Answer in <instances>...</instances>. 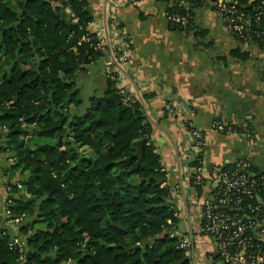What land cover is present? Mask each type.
Instances as JSON below:
<instances>
[{
  "label": "trees",
  "instance_id": "16d2710c",
  "mask_svg": "<svg viewBox=\"0 0 264 264\" xmlns=\"http://www.w3.org/2000/svg\"><path fill=\"white\" fill-rule=\"evenodd\" d=\"M179 1L169 14L190 15L199 4ZM91 20L85 0H0V152L12 160L2 174L22 178L7 184V209L27 219L24 260L0 228V264H190L171 236L179 219L170 187L158 182L161 157L150 140L135 148L151 133L139 102L125 103L108 76L103 97L79 113L76 74L102 56L86 30ZM87 34L93 40L78 44ZM255 179L264 214V180ZM204 184L189 181L198 196Z\"/></svg>",
  "mask_w": 264,
  "mask_h": 264
},
{
  "label": "crops",
  "instance_id": "0c3cea01",
  "mask_svg": "<svg viewBox=\"0 0 264 264\" xmlns=\"http://www.w3.org/2000/svg\"><path fill=\"white\" fill-rule=\"evenodd\" d=\"M85 1L86 11L92 17L86 30L101 40L102 56L88 60L76 74L79 95L84 91L79 113L89 106L90 97H103L108 76L116 79L125 103L139 102L138 96L141 97L145 121L147 116L153 123L148 122L149 140L166 172L163 186L168 185L177 193L174 209L179 212L178 231L183 229L188 236L182 186L190 213L196 263L218 264L220 261L214 258L215 239L201 232V211L191 203L188 181L195 155L185 122L203 135V161L208 174L214 169H230L244 160L250 164L249 173L264 180L263 49L254 42L236 39L225 18L206 3L190 9L188 25L182 28L167 19L175 0ZM144 95L149 97L145 99ZM214 121L249 131L231 129L229 134L219 133L212 128ZM9 164L10 158L0 152V218L4 216L7 184L22 179L19 175L12 179L3 176L2 171ZM209 180L206 175L202 196L213 188ZM180 222L183 228L179 227ZM19 227L4 228L13 237L20 235Z\"/></svg>",
  "mask_w": 264,
  "mask_h": 264
},
{
  "label": "built area",
  "instance_id": "2783aa9c",
  "mask_svg": "<svg viewBox=\"0 0 264 264\" xmlns=\"http://www.w3.org/2000/svg\"><path fill=\"white\" fill-rule=\"evenodd\" d=\"M199 3H206L210 9L220 14L227 21L232 35L242 42H262L264 43V0H246L240 4V0H194ZM180 6L187 8L185 0L179 1ZM168 21L185 28L188 25L189 12L184 14L171 13L167 17ZM76 22V19L74 20ZM97 36V35H96ZM93 37L84 35L78 42L90 43ZM96 49H102V43L96 45ZM264 51V48H263ZM130 53V52H128ZM121 78V75H117ZM188 133L191 136V143L194 150L196 166H192L189 181L193 180L195 185L205 183L206 175L213 185L207 196H198L194 188L189 186L191 203L201 211L203 221L201 232L215 239L218 261L222 264H264V251L258 242L264 244V214H261L262 202L257 195L258 182L255 176L249 173L250 164L244 160L236 163L234 170L214 169L209 174L206 172L203 161L205 151V141L201 132L192 127L188 122ZM212 128L219 133L229 134L231 128L220 121H214ZM12 160L10 159V163ZM263 181L262 178H257ZM188 181V183H189ZM20 189L21 186L18 184ZM172 197L176 199V191H170ZM12 195L9 187H6V197L4 199L3 218H0V228L5 230V226H21L27 219L23 215L13 217L7 209L8 197ZM254 198L257 203H254ZM219 207H232L237 209L234 212L220 210ZM247 213L257 214L258 220L255 222L247 217ZM260 213V215H259ZM174 216L179 219V212L175 210ZM168 224L171 222L168 220ZM7 233V232H6ZM179 235V231L174 230L171 236ZM9 246L15 247L19 251V260H24L25 240L21 235L9 236ZM186 257L190 256V242L188 236H182L178 245Z\"/></svg>",
  "mask_w": 264,
  "mask_h": 264
},
{
  "label": "water",
  "instance_id": "95a60500",
  "mask_svg": "<svg viewBox=\"0 0 264 264\" xmlns=\"http://www.w3.org/2000/svg\"><path fill=\"white\" fill-rule=\"evenodd\" d=\"M88 61L84 60V63H86ZM123 75H126V77H128V75L126 73H124L122 71V69L119 70ZM138 100H139V103L146 115V112H145V107H144V104H143V101L141 99L140 96H138ZM146 123L150 122L152 123L151 120H149V118L146 116ZM153 124V123H152ZM155 127H157V125H155ZM163 132V131H162ZM150 136L151 134L148 133L146 139H143V140H140L138 142L135 143V148L138 150V152L141 151L142 147H143V144L145 141L149 140L150 139ZM177 154V153H176ZM133 157V156H132ZM177 159H178V154H177ZM193 162V161H192ZM179 167V165H178ZM180 168V167H179ZM209 171V170H208ZM180 176V174H179ZM158 182L159 183H165L166 182V179L165 178H162V179H158ZM180 194H181V197L183 199V203H184V210H185V215H186V219H187V223H188V227H189V232H188V237H189V242H190V249H191V253H190V256L188 257H185L184 261H188V262H191L192 264H197L196 263V260H195V245H194V239H193V232L191 230V222H190V213H189V209H188V205H187V201H186V198H185V194H184V190H183V187L181 186V189H180ZM259 200V197L257 198ZM220 210H223V211H229V212H234V211H237V209H234L232 207H219ZM183 222H180L179 224V227H182L183 228ZM184 236V231L183 229L180 230V233L178 235V238L181 239V237ZM131 242L132 244H134V239L131 238ZM147 241L146 240H143L142 241V244H146ZM54 256V254H53ZM218 257V253L214 254V258H217ZM218 264H222L221 262H219Z\"/></svg>",
  "mask_w": 264,
  "mask_h": 264
},
{
  "label": "rangeland",
  "instance_id": "374dc122",
  "mask_svg": "<svg viewBox=\"0 0 264 264\" xmlns=\"http://www.w3.org/2000/svg\"><path fill=\"white\" fill-rule=\"evenodd\" d=\"M88 90H86L87 92ZM80 97L83 98L84 97V91L80 93ZM5 155H8V154H5Z\"/></svg>",
  "mask_w": 264,
  "mask_h": 264
}]
</instances>
